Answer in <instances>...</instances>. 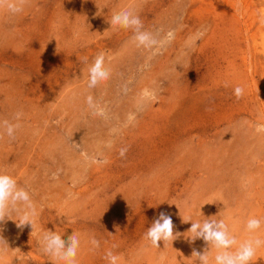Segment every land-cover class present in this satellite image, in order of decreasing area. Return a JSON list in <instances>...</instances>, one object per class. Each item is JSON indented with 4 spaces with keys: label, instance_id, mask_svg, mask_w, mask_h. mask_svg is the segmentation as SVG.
Listing matches in <instances>:
<instances>
[{
    "label": "rangeland",
    "instance_id": "obj_1",
    "mask_svg": "<svg viewBox=\"0 0 264 264\" xmlns=\"http://www.w3.org/2000/svg\"><path fill=\"white\" fill-rule=\"evenodd\" d=\"M122 10L157 43L141 46L131 29L111 25ZM261 15L264 0H27L22 14L0 9V122L20 124L15 139L0 137V171L33 192L38 211L34 231L17 228L15 216L0 224L9 245L0 264H57L42 251L47 230L78 235L77 264H108L109 250L119 264H195L193 249L208 246L189 242V218L223 219L238 242L264 239ZM101 53L110 77L89 88ZM161 212L180 235L155 248L145 233ZM252 217L262 222L256 233L246 230ZM251 264H264V247Z\"/></svg>",
    "mask_w": 264,
    "mask_h": 264
},
{
    "label": "clouds",
    "instance_id": "obj_2",
    "mask_svg": "<svg viewBox=\"0 0 264 264\" xmlns=\"http://www.w3.org/2000/svg\"><path fill=\"white\" fill-rule=\"evenodd\" d=\"M27 0H0V9H6L11 15L22 14ZM260 21L264 23V15L260 16ZM111 25L118 26L123 29H131L134 33L133 39L139 45L152 47L157 41L152 35L143 31V23L138 15L131 10H122L115 13L111 19ZM204 35L203 32H197L191 43ZM173 34H168V39L171 40ZM89 80L88 87L95 88L98 84L106 81L110 77V71L105 67V57L103 53L96 56L94 62L88 69ZM244 94L242 87L234 89V95L240 99ZM145 99H155V93L145 90L143 93ZM87 103L92 106V96L87 97ZM22 113L16 114V120L19 121ZM20 127L19 123H11L7 120L0 122V137L4 134L10 139H15L16 130ZM264 129V125L259 126ZM124 152H121L123 155ZM105 163L107 161H104ZM55 178V174L53 176ZM33 192L27 187L18 183L17 179L0 171V224L7 220H12L10 217L15 216L17 228L31 226L35 229L36 219L38 216L37 206L33 199ZM215 217V216H214ZM214 217L205 218L203 221H192L191 218L185 223L191 222V227L187 233L189 242H194L201 239L208 246L203 252L193 249L191 258L195 257V264H251L256 256L257 250L264 247V239L259 237H251L244 242H238L236 237L231 234L228 225L223 219L217 220ZM262 222L255 217L249 218L246 223V230L249 233H256L261 228ZM3 231V229H0ZM180 234L174 235V224L169 214L161 212L154 220L152 225L145 233V240L152 247L158 248L159 242H163L164 246L169 242H173ZM94 248H99L100 243L96 239L91 240ZM42 251L51 257L57 264H77L78 252L81 241L76 233H73L67 240L62 239V236L52 231H44L41 234ZM215 249V255H212V250ZM9 250L7 241L0 236V259L4 253ZM105 259L108 264H119L120 257L114 254L111 250L105 254Z\"/></svg>",
    "mask_w": 264,
    "mask_h": 264
}]
</instances>
